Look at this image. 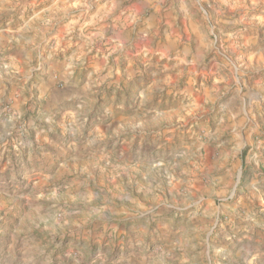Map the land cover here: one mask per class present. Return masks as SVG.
<instances>
[{"label": "rangeland", "instance_id": "1", "mask_svg": "<svg viewBox=\"0 0 264 264\" xmlns=\"http://www.w3.org/2000/svg\"><path fill=\"white\" fill-rule=\"evenodd\" d=\"M0 264H264V0H0Z\"/></svg>", "mask_w": 264, "mask_h": 264}, {"label": "crops", "instance_id": "2", "mask_svg": "<svg viewBox=\"0 0 264 264\" xmlns=\"http://www.w3.org/2000/svg\"><path fill=\"white\" fill-rule=\"evenodd\" d=\"M113 18V16L110 18V20ZM73 21V20H72ZM88 22H84V24L83 25H85V24H87ZM74 23L73 24H63V25H60L59 27H57V29H56V35H57V37L59 38L58 40H59V42L58 43H60L61 42V38H64V34H65V32H69V31H71V29H72V27H74ZM112 25H114V24H112ZM106 27H110V24L109 25H107ZM106 27L104 28V30H102V31H106L105 29H106ZM84 28V30H86L87 32H89V33H91L88 37L89 38H91V43H93V44H96L97 42H99L97 39L95 40L94 38L96 37V32H93V31H88V29H89V27L88 26H85V27H83ZM83 28H82V30L81 31H84L83 30ZM81 29V28H80ZM125 32V31H124ZM97 34H101L102 35V37L103 38H105V34L104 33H102V32H98ZM107 36H108V34H107ZM130 38H131V34H129L128 35ZM109 38L108 39H110V42L109 43H111V46H109V48H112V49H117V45H121L120 46V48H122L123 47V45L125 46V44H123V42L121 41V40H119V38H114V36H108ZM114 39H115V43H112L113 41H114ZM72 41V39H70L68 42L70 43ZM58 43H56V44H58ZM82 45V41H81V43L79 44V46H81ZM93 47V46H92ZM109 54H110V52H109ZM103 61V60H102ZM88 62L91 64L90 66H95L96 67V69H98L99 68V65H100V60L98 59V58H94V57H89L88 58ZM91 70V69H90ZM119 71V70H118ZM246 99H245V97H243L242 98V101H245ZM234 103V106H235V108H233L235 111H238L239 110V107H237L236 106V103H235V101L233 102ZM237 114V113H236Z\"/></svg>", "mask_w": 264, "mask_h": 264}, {"label": "trees", "instance_id": "3", "mask_svg": "<svg viewBox=\"0 0 264 264\" xmlns=\"http://www.w3.org/2000/svg\"><path fill=\"white\" fill-rule=\"evenodd\" d=\"M245 154V151L243 152V155Z\"/></svg>", "mask_w": 264, "mask_h": 264}]
</instances>
